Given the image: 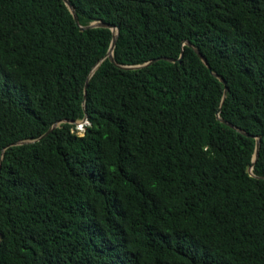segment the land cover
I'll list each match as a JSON object with an SVG mask.
<instances>
[{
  "label": "trees",
  "instance_id": "trees-1",
  "mask_svg": "<svg viewBox=\"0 0 264 264\" xmlns=\"http://www.w3.org/2000/svg\"><path fill=\"white\" fill-rule=\"evenodd\" d=\"M68 1L114 63L0 0V264H264V0Z\"/></svg>",
  "mask_w": 264,
  "mask_h": 264
},
{
  "label": "water",
  "instance_id": "water-1",
  "mask_svg": "<svg viewBox=\"0 0 264 264\" xmlns=\"http://www.w3.org/2000/svg\"><path fill=\"white\" fill-rule=\"evenodd\" d=\"M64 5L67 7L69 13L71 14L72 16V19L74 21V23L76 25H78V28L79 30H83L85 28H89V27H106V28H109L111 30V40H110V45L105 53V56H107V58L113 62V59H112V53H111V50H112V47H113V44H114V40H115V37L117 35V28H118V25H112L110 23H106V22H101V21H95V22H91L85 26H80L77 22V17H76V14L74 12V9L72 7V5L70 4V2L68 0H62ZM186 44H188V42H186ZM194 52L196 53V55L198 56V58L201 60V62L207 67L209 68L205 58L201 55V53L199 51H197L196 49H194ZM154 60V59H153ZM153 60H150L148 62H152ZM114 63V62H113ZM214 77H216L218 79L219 82H221L223 85H225V82L223 80V78L216 74V73H213ZM87 80V79H86ZM86 80H85V83H84V86L86 85ZM226 87L224 86V91H225ZM219 111V108L216 110V117L217 116V113ZM84 123H87V120H86V117L85 115H83V117L79 120V122H77V125L79 127H81ZM229 125V124H228ZM54 124H52L41 136L45 135L51 128H53ZM231 126V125H229ZM238 130V129H237ZM239 132L249 136V137H253L255 139V142H254V152H253V155H252V159H251V163L249 165V167L247 168L248 172L251 174L250 170H251V164L254 162L256 156H257V147H258V142H259V137L258 136H253V135H249V134H246L245 132L241 131V130H238Z\"/></svg>",
  "mask_w": 264,
  "mask_h": 264
},
{
  "label": "rangeland",
  "instance_id": "rangeland-1",
  "mask_svg": "<svg viewBox=\"0 0 264 264\" xmlns=\"http://www.w3.org/2000/svg\"><path fill=\"white\" fill-rule=\"evenodd\" d=\"M77 122H79V121H76L75 123H76V125H77Z\"/></svg>",
  "mask_w": 264,
  "mask_h": 264
},
{
  "label": "built area",
  "instance_id": "built-area-1",
  "mask_svg": "<svg viewBox=\"0 0 264 264\" xmlns=\"http://www.w3.org/2000/svg\"><path fill=\"white\" fill-rule=\"evenodd\" d=\"M78 126V125H77ZM79 127V126H78ZM79 128H81V127H79Z\"/></svg>",
  "mask_w": 264,
  "mask_h": 264
},
{
  "label": "clouds",
  "instance_id": "clouds-1",
  "mask_svg": "<svg viewBox=\"0 0 264 264\" xmlns=\"http://www.w3.org/2000/svg\"><path fill=\"white\" fill-rule=\"evenodd\" d=\"M205 151H207V149H205Z\"/></svg>",
  "mask_w": 264,
  "mask_h": 264
}]
</instances>
